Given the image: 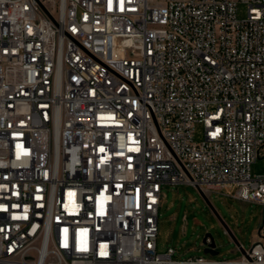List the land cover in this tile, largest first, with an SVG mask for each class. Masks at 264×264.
Wrapping results in <instances>:
<instances>
[{"label":"built area","instance_id":"obj_1","mask_svg":"<svg viewBox=\"0 0 264 264\" xmlns=\"http://www.w3.org/2000/svg\"><path fill=\"white\" fill-rule=\"evenodd\" d=\"M261 156L264 0H0V264H264V214L158 251L165 185L264 205Z\"/></svg>","mask_w":264,"mask_h":264},{"label":"rangeland","instance_id":"obj_2","mask_svg":"<svg viewBox=\"0 0 264 264\" xmlns=\"http://www.w3.org/2000/svg\"><path fill=\"white\" fill-rule=\"evenodd\" d=\"M246 15V5L239 4L238 16ZM196 139L201 140L203 126L196 125ZM253 175H264V156L251 166ZM235 187L205 193L190 184H167L159 210L158 251L169 247L176 250L175 257L187 258L203 255L216 259H236L243 252L228 233L225 225L239 244L249 249L256 241L263 220L264 205L233 197ZM210 234L215 241L217 254L204 252L203 237Z\"/></svg>","mask_w":264,"mask_h":264},{"label":"water","instance_id":"obj_3","mask_svg":"<svg viewBox=\"0 0 264 264\" xmlns=\"http://www.w3.org/2000/svg\"><path fill=\"white\" fill-rule=\"evenodd\" d=\"M199 191H200L201 195L206 199V201L209 202L208 197L205 195V193L201 189H199ZM225 227H226L228 233L230 234V236L233 238V240L239 245L242 252L245 253V249L239 244V242L236 240L235 236L230 231V229L226 225H225ZM202 241H203V244L205 245L204 252L210 253L213 255L217 254L216 244H215L214 238L210 234H208V233L205 234Z\"/></svg>","mask_w":264,"mask_h":264}]
</instances>
